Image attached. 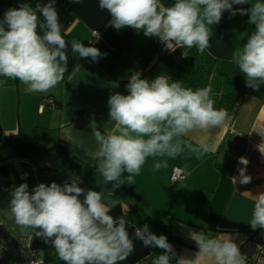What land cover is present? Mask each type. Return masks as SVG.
I'll list each match as a JSON object with an SVG mask.
<instances>
[{"label": "crops", "instance_id": "0c3cea01", "mask_svg": "<svg viewBox=\"0 0 264 264\" xmlns=\"http://www.w3.org/2000/svg\"><path fill=\"white\" fill-rule=\"evenodd\" d=\"M48 2L0 0V19L6 10L23 3L35 8L37 3ZM161 2L171 6L174 0ZM256 2L264 0H250L233 5V9H248ZM53 6L68 44L64 81L40 93L29 92L18 79L0 76V264L20 262V244L25 237L40 264H65L50 241L35 236L31 229L22 233L9 219V202L11 192L22 183L32 193L40 183L63 186L74 179L85 193L89 189L102 191L105 203L118 201L109 214L126 219L135 245L134 252L118 264H152L154 254H164L158 247H145L135 236V228L144 225L157 236L165 235L178 257L195 258L198 248L190 238L191 230L209 236L229 234L247 264H264V230L252 229L255 200L243 194L255 197L264 193V155L259 147L264 148V84L258 90L248 87L245 75L230 62L233 52L255 31V25L248 23L249 15L233 16L224 11L220 22L210 26V47L201 54L196 47L166 50L158 37H146L143 30H116L109 26L111 17L99 8V0H82L80 4L55 0ZM73 40L106 55L96 62L81 58L71 50ZM134 73L149 81L166 75L193 90L210 85L214 107L225 109L228 119L222 129L214 127L209 134L181 137L194 145L197 138L214 142V152L201 158L187 151L176 159L149 157L132 184L125 172V184L113 188L114 182L105 183L97 171L93 154L98 145L92 131L96 128L103 134L112 129L109 97L128 95L126 86ZM31 142L41 150L24 152L22 147ZM239 157L249 161L247 166L239 163ZM160 159H167L168 167L154 171L153 165ZM174 167L184 173L178 183L170 181ZM240 168H245L250 183H239ZM172 264H176L175 258Z\"/></svg>", "mask_w": 264, "mask_h": 264}, {"label": "clouds", "instance_id": "9594fccd", "mask_svg": "<svg viewBox=\"0 0 264 264\" xmlns=\"http://www.w3.org/2000/svg\"><path fill=\"white\" fill-rule=\"evenodd\" d=\"M71 2L80 4L82 0ZM249 2L174 0L171 6H165L161 0H99V8L109 13L108 24L116 30H143L146 37H158L169 51L196 47L201 54L210 47V26L220 22L224 11L233 16L249 15L248 23L255 25V31L233 52L230 62L245 75L247 86L258 90L264 84V2L253 3L248 9H233V5ZM54 4L55 0H49L32 8L23 3L6 10L0 19V76L18 79L29 92L49 91L64 81L68 71V44L61 35ZM93 35L98 39L97 31ZM71 50L94 62L106 55L76 40L71 42ZM126 87L128 95L116 93L109 97L112 129L103 134L96 128L92 131L98 145L93 154L96 168L105 183L114 182L113 188H118L125 184L122 176L126 172L128 184H132L149 157L176 159L187 151L201 158L216 150L217 145L205 138H197L195 145L181 139L196 133L209 134L210 129L225 125L228 113L214 107L210 85L193 90L166 75L149 81L134 73ZM259 147L264 155V148ZM238 159L242 165L249 163L245 157ZM167 167V159H160L153 170ZM238 171L240 184L251 182L245 168ZM232 181L237 182L235 178ZM243 194L255 200L252 229L264 230V193L255 197L249 192ZM117 203L115 199L105 203L102 191L89 189L85 193L75 179L63 186L40 183L32 193L22 183L11 192L8 214L22 233L31 229L35 236L50 241L65 264H118L134 252L135 245L126 219L109 214ZM189 235L198 248L194 259L178 257L167 237L151 233L147 225L135 228V236L145 247L164 250V254L153 255L152 264H172L173 258L176 264H247L231 235L209 236L191 230Z\"/></svg>", "mask_w": 264, "mask_h": 264}, {"label": "built area", "instance_id": "2783aa9c", "mask_svg": "<svg viewBox=\"0 0 264 264\" xmlns=\"http://www.w3.org/2000/svg\"><path fill=\"white\" fill-rule=\"evenodd\" d=\"M163 48L166 49L165 45H163ZM46 102L53 104V101L51 99H47ZM183 178H184L183 171L178 167H174L170 176V181L172 183H178ZM20 258L21 259L18 264H40L35 251L32 249L30 245V240L28 237H25L24 239L21 240Z\"/></svg>", "mask_w": 264, "mask_h": 264}, {"label": "trees", "instance_id": "16d2710c", "mask_svg": "<svg viewBox=\"0 0 264 264\" xmlns=\"http://www.w3.org/2000/svg\"><path fill=\"white\" fill-rule=\"evenodd\" d=\"M7 141H13L12 138L10 137H7L6 138ZM23 151L26 152L28 150H41L38 146L35 145V143L33 144V142L31 143H28L27 145H25V147H22ZM59 153H62V154H66L64 152H62L61 150L57 151Z\"/></svg>", "mask_w": 264, "mask_h": 264}]
</instances>
